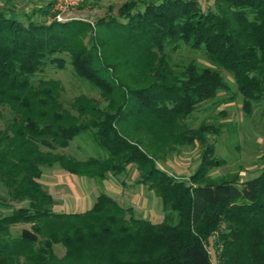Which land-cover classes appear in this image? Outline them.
<instances>
[{"label":"trees","instance_id":"16d2710c","mask_svg":"<svg viewBox=\"0 0 264 264\" xmlns=\"http://www.w3.org/2000/svg\"><path fill=\"white\" fill-rule=\"evenodd\" d=\"M49 4L25 20L0 10V186L11 207L0 214V264H264V149L253 177H213L224 160L208 137L221 126L188 125L234 97L264 119V0H124L92 24L36 22ZM181 46L201 60L175 61ZM61 53L99 101L78 94L65 106L58 81L33 80ZM80 134L100 153L59 152ZM186 147L199 148L186 179L158 167ZM129 167L160 221L103 193L83 212L55 211L38 182L52 168L99 183ZM19 224L28 227L12 234Z\"/></svg>","mask_w":264,"mask_h":264},{"label":"rangeland","instance_id":"374dc122","mask_svg":"<svg viewBox=\"0 0 264 264\" xmlns=\"http://www.w3.org/2000/svg\"><path fill=\"white\" fill-rule=\"evenodd\" d=\"M123 1L124 0H88L72 10L63 12L60 21H57L53 17L55 13L51 11V5L49 4L46 15L43 17L35 15L34 20L40 23L44 22L45 24H50L51 22L62 23L71 20L92 24L102 16H115L117 8ZM48 3L47 1V4ZM33 4L34 2L32 0H0V10L11 12L14 16H17V18L25 20V13L23 12L32 11ZM87 40L88 36L86 35L83 41L86 42ZM54 57L62 59V61L59 62L60 64H58L57 61L50 63L46 62L42 71L34 75L33 80L52 79L58 81L63 89L61 92V100L65 106L78 94L92 96L99 101L95 89L73 74L67 55L61 53L54 55ZM172 57L175 61H181L183 63H187L190 60H201L198 52L191 51L185 46H181L179 50L175 51ZM225 77L228 82V91L223 97L228 98L231 96L233 86L229 81L230 78L228 76ZM240 106L239 98L234 97L232 100L214 107L205 105L193 112L189 118L188 125L190 127H196L199 123L204 121L209 123L214 122L215 125L219 124L221 126L219 129L221 132L217 138L208 137L209 142L213 140L215 143V155L224 160L222 167L211 171L213 177L231 174L237 171L240 180H245L257 174L260 168L264 149V119L261 118L258 107L253 108L251 115L245 116ZM60 151L76 160H85L88 157H93L100 153L88 137V134H80L74 137L68 146L63 150H59V152ZM198 154V147L182 148L178 154L167 155L164 161H158L157 165L174 178L186 179L188 174L191 173L197 165ZM44 172L45 170L42 171V174ZM137 174L134 167H129L125 174L121 173L116 177L108 176L114 183V186L122 188L120 195H115L118 200L123 198L125 206L129 205L128 202H126L128 193L133 191L138 192L136 190H139L138 185L134 182L137 178ZM63 179L64 178L61 180ZM60 189L61 188H57L53 191L58 193ZM88 192L90 195L94 194V188L90 186ZM148 192L150 196L148 195V197L144 191V197L147 196L149 202L151 200L154 201H152V205L149 204L152 209L150 213L146 214V219L152 222H158L161 220L159 201L153 196L152 192ZM62 199H65V197H62ZM61 200L57 202L56 205L65 202ZM60 207L62 211L64 210L63 208H65L63 203H61ZM134 216L140 218L142 212H138V214L135 213ZM21 227L27 228L28 225H16L11 229V233H18ZM54 251L56 255L60 256L63 250L60 246H55Z\"/></svg>","mask_w":264,"mask_h":264},{"label":"crops","instance_id":"0c3cea01","mask_svg":"<svg viewBox=\"0 0 264 264\" xmlns=\"http://www.w3.org/2000/svg\"><path fill=\"white\" fill-rule=\"evenodd\" d=\"M32 1L34 2L33 4L34 6L32 10L43 7L45 4H47L46 0H32ZM4 12L9 13L10 15H13L11 12H8V11H4ZM28 12L29 11H26L23 13L26 14ZM14 17H17V16H14ZM59 171L60 170H58L57 168L45 170L43 174L41 173L40 175L41 177L38 180L40 185H42L43 188L46 190V192L52 197L54 201L53 208L55 211L66 212V213L83 212L90 207L93 198L98 193H103L111 197L112 199H114L116 202H118L122 206H125L123 198H120L118 200V198L115 195V194L120 195L122 188L114 186V183L108 177H106L103 181L98 183V182H94L91 179H86L84 177H77L75 175H71V174L64 173L62 171L59 172ZM62 178L64 179L61 180ZM90 186L94 188V194L92 195H90L88 192V188ZM138 187H139V190H136L138 192L133 191V192L128 193L126 202H128L129 205L127 207L131 208L133 215L135 213L138 214V212H142V216L140 218L146 219V214L150 213L151 212L150 210L152 209V207H150L149 204L152 205V201L154 200H151L149 202V200H147L148 197L150 196L148 194L149 193L148 190H146L145 187L142 185H138ZM57 188H61L60 192L58 193L53 191ZM144 191L147 194V196L149 195L148 197L147 196L144 197ZM61 196L65 197V199H62ZM61 199L65 201V202H61L64 204V207H65L63 208L64 209L63 211L61 210L62 208L60 207L61 203H58V205H56V203L59 202ZM10 210H11V207L6 205L5 190L0 186V213L5 214L9 212ZM159 211H160V208H159Z\"/></svg>","mask_w":264,"mask_h":264},{"label":"built area","instance_id":"2783aa9c","mask_svg":"<svg viewBox=\"0 0 264 264\" xmlns=\"http://www.w3.org/2000/svg\"><path fill=\"white\" fill-rule=\"evenodd\" d=\"M51 5V11L54 12V18L61 20V14L65 11L72 10L88 0H47Z\"/></svg>","mask_w":264,"mask_h":264}]
</instances>
